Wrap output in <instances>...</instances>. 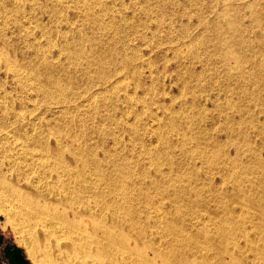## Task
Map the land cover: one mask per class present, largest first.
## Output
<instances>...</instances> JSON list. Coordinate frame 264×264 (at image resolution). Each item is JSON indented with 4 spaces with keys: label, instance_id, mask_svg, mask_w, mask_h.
<instances>
[{
    "label": "rangeland",
    "instance_id": "obj_1",
    "mask_svg": "<svg viewBox=\"0 0 264 264\" xmlns=\"http://www.w3.org/2000/svg\"><path fill=\"white\" fill-rule=\"evenodd\" d=\"M249 1L253 0L227 4L239 6ZM225 2L0 0V119L11 114H28L31 125L28 123L27 130L54 120L60 107L44 98V90L55 93L56 89H62L66 98L75 101L74 106L84 105L72 116L64 115L62 124L66 125L72 117L85 124L86 129L97 124L99 131L102 127L111 130L107 131L110 137L103 144L94 134L92 139L75 147L105 151V176H112V181L124 188L125 209L129 214L140 213L146 198L161 199L168 206L162 214L165 221L186 224L183 211H177L186 205L187 199L198 203V214L205 217L215 206H222L214 196L238 198L243 194L264 200V93L236 91L239 87L247 91L264 89L262 80L253 77L254 67L244 65L242 72L247 79L239 84L237 71L226 77L222 63L210 58L205 44L192 43V39L200 38L204 24L217 19ZM255 12L264 18L263 5ZM236 17L247 24L252 14L236 11ZM122 58H130L132 62L119 76L123 82L115 84L118 78L113 76L114 69ZM230 64L233 66L232 60ZM106 81H112V89ZM105 90L110 91L93 105L86 104L84 95L80 97L85 91ZM118 121L122 123L117 128ZM18 144L13 137L2 139L0 155L10 156V165L17 169L16 174H22L24 162L29 158L24 156L25 152L20 153ZM154 148L162 155L153 158L151 154L157 153ZM221 149L224 153L218 157ZM143 150L147 153L133 156ZM85 155L97 158L98 164L102 162L99 152ZM113 158L121 162L119 174L109 166ZM225 160H230L229 165L236 170L242 161H256L261 164L262 174L227 176ZM39 170L37 164L32 165L31 184L37 182L40 187L36 192L42 197L40 203L45 212L44 216H37L42 218V232L61 237L60 218L51 221L47 217L52 211L47 205L63 196L57 191L58 178L49 173L40 177ZM249 182L260 185L251 187ZM231 183L245 184L244 191H236ZM98 193L113 206L119 205L120 199L113 198L114 194L108 190ZM195 198L208 202H197ZM70 199L74 201L75 194ZM235 213L241 215L239 211ZM31 218H34L31 209L18 204L9 215L0 213V237L18 248L29 264H36L42 258L36 244L31 242L38 240ZM244 224L241 227L245 233H252ZM206 225L209 227L211 223ZM206 225L203 233L200 222L189 224L184 234H202L188 238L169 231L150 235L148 230L140 236L145 237L141 242L146 248L145 255L161 252L169 264H184L186 257L189 261L196 260L195 255L203 258L204 252L187 246L191 247L194 239H207ZM115 259L117 264L139 261L136 254L128 251ZM155 264H160V260L156 259Z\"/></svg>",
    "mask_w": 264,
    "mask_h": 264
},
{
    "label": "bare ground",
    "instance_id": "obj_2",
    "mask_svg": "<svg viewBox=\"0 0 264 264\" xmlns=\"http://www.w3.org/2000/svg\"><path fill=\"white\" fill-rule=\"evenodd\" d=\"M236 1L238 0H221L225 3L220 6L217 19L204 24L200 38L192 39V43L195 46L197 43L203 42L210 58L219 59L222 63L226 77L228 74L231 77V74L237 71V81L239 84H243L247 78L242 70L244 65H247L250 68L254 67L256 72L253 77L261 79L264 85V24L262 22L264 18L258 17L255 12L260 5H263L264 9V0L243 2L239 6H232V3L227 4V2ZM214 4L220 5V3ZM236 11L251 13L252 17L249 23L239 22ZM1 56L4 57V55ZM129 59L122 58L117 63L113 76L118 78V81L113 83L123 82L122 77L119 76L128 68L129 62H132V59L128 61ZM231 60L234 63L233 66L230 64ZM106 83L110 87L109 89L113 88V86L111 88L112 81H106ZM62 91L59 88L55 93H50L47 90L42 91L44 98L60 107V112L54 120L43 124V126L27 130L28 123L31 125L29 115L23 113L11 114L5 119H0V137L2 136V139L13 137L19 141L20 153L25 152L24 156L29 158L24 162L25 173L16 174L17 169L14 165H10L12 164L11 157L0 155V213L9 215L16 204L31 209L34 216L31 219L36 232H38L35 234L38 240L32 239L31 242L36 244L37 252L41 254L42 258L38 262L36 261V264H117L115 257L127 251L137 255L139 261L136 264H155L156 259L160 260V264H169L162 257L161 252L153 251L152 256H146V248L141 244L145 237L140 236L149 230L150 235H156L158 231L161 234L169 231L181 237H195L202 234L200 232L205 233L204 225L206 223H211L209 227L206 225L207 239L203 238V241L194 239L192 246H187L188 249H198V252H204L201 254L203 258L198 259L195 255L196 260L189 261L186 257L183 260L184 264H264V200L260 197L243 194L238 198L235 196H214L222 206H215L207 217L198 214V203L196 205L195 202L187 199L186 205L177 211H183V221L186 224H179L176 220L173 223L165 221L162 214L167 212L168 206L161 199L146 198L140 208V213L129 214L125 209L127 197L124 188L120 187L121 184L112 181V176H105V151L94 149L90 151L84 147H75V144L92 139L94 134L103 144L110 137L108 132L111 130H107V132L102 127V131H99L95 123L96 127L91 126L86 129L85 124H79L72 117L67 120L66 125H63L64 115L72 116L74 111L84 105L74 106L75 101L66 98ZM109 91H85L80 97L85 96L86 104L93 105L96 99ZM236 91L239 94L264 93L262 88L247 91L243 87H239L236 88ZM112 122L113 120L110 123L112 124ZM121 123L118 121L115 126L118 128ZM114 137L116 136L114 135ZM2 139L0 138V141ZM181 147L183 148L184 145ZM184 150L186 152V148ZM153 151L157 152L151 154L153 158L162 155L155 148ZM98 152L102 155L101 164L97 163V158H88L85 155L94 156ZM146 153L147 151L143 150L133 156ZM223 153L222 149L219 150L218 157ZM123 160L128 163L126 157H123ZM120 163L115 158L109 163L112 171L116 174L122 171ZM224 163L227 176L249 172H254L256 175L262 174L261 164L253 160L240 162L237 170L229 165L230 160H225ZM33 164H37L40 168V177L49 173L52 177L58 178L60 190H56L63 196L60 201L47 205L52 210L47 214V217H50L51 221L60 218L63 230L61 237L60 235L56 237L55 234L47 236L42 232V228H44L41 225L42 218L37 215L44 216L45 209L40 203L42 197L36 192L40 188L39 184L37 182L36 185L31 184V175L34 174ZM224 171L221 169V172ZM126 184L132 185L131 183ZM247 184L251 187L260 185L256 182ZM231 185L236 187V191H244L245 184L231 183ZM29 188H33L34 191H27ZM195 189L203 190V188L196 187ZM104 190L113 193V198L120 199L118 206L115 207L112 203H108L106 198H101L98 191ZM73 194H75L74 201L70 199ZM195 199L197 202H208L205 198ZM236 200H239V203ZM57 206L63 210H59ZM235 211H239L241 215H236ZM73 217H77V219L74 220ZM188 217L192 219L189 220ZM197 222L201 223L202 231L183 233L187 231L185 227ZM243 222L247 224L252 233H245L241 227ZM243 234H246V237ZM242 239L244 242L240 241ZM123 247H127L128 250H124ZM246 250L250 251L251 255Z\"/></svg>",
    "mask_w": 264,
    "mask_h": 264
},
{
    "label": "water",
    "instance_id": "obj_3",
    "mask_svg": "<svg viewBox=\"0 0 264 264\" xmlns=\"http://www.w3.org/2000/svg\"><path fill=\"white\" fill-rule=\"evenodd\" d=\"M1 241L2 237H0V243ZM2 254L8 264H29L21 251L10 244L4 246Z\"/></svg>",
    "mask_w": 264,
    "mask_h": 264
},
{
    "label": "flooded vegetation",
    "instance_id": "obj_4",
    "mask_svg": "<svg viewBox=\"0 0 264 264\" xmlns=\"http://www.w3.org/2000/svg\"><path fill=\"white\" fill-rule=\"evenodd\" d=\"M6 244H7V243L4 242L3 240H2L1 243H0V262L3 260V261H4V264H8L7 261H6V259L3 257V254H2V252H3V248H4V246H5Z\"/></svg>",
    "mask_w": 264,
    "mask_h": 264
}]
</instances>
